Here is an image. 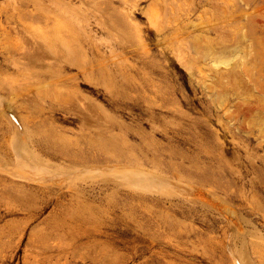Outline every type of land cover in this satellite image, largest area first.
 Segmentation results:
<instances>
[{"label": "rangeland", "instance_id": "rangeland-1", "mask_svg": "<svg viewBox=\"0 0 264 264\" xmlns=\"http://www.w3.org/2000/svg\"><path fill=\"white\" fill-rule=\"evenodd\" d=\"M8 19L40 45L0 42L27 151L120 174L17 177L0 109V264H264V0H0Z\"/></svg>", "mask_w": 264, "mask_h": 264}, {"label": "bare ground", "instance_id": "bare-ground-1", "mask_svg": "<svg viewBox=\"0 0 264 264\" xmlns=\"http://www.w3.org/2000/svg\"><path fill=\"white\" fill-rule=\"evenodd\" d=\"M155 21V20H154ZM16 23L18 24L19 22L17 21V20H14V19H8V20H5V22L3 23V21L2 22H0V33H2V35H3V40H0V42L1 41H3V42H5L6 43V46L7 47H9V48H12V49H14V50H18V49H20L21 47H23V48H28V47H30L31 46V50H34V52L32 53V55L30 56V59H37L38 58V51H37V47H39V46H37V43L36 42H34V41H32V40H25V38H24V36L25 35H23V33L17 28V26H16ZM155 23H156V21H155ZM8 25L9 26H11V29L10 30H8L7 28H8ZM14 35H17L18 37H17V40H14L12 37L14 36ZM29 39V38H28ZM21 43H22V45H21ZM1 44V43H0ZM38 44H40V43H38ZM42 45V44H41ZM37 46V47H36ZM41 47H45V46H41ZM42 50H43V48H42ZM40 51V50H39ZM46 51V50H45ZM41 52V51H40ZM44 52V51H43ZM39 55H41V53L39 54ZM43 56H44V54H43ZM4 101V100H3ZM12 107V106H11ZM11 107H10V105H3L2 104V101L0 100V109H2L3 110V113H5L6 115H7V121H8V123H9V125H10V127L14 130V139L13 140H11V151H12V154H13V158H14V161L16 162H14L15 163V165L16 166H18L19 168H21V170L19 169L18 170V168L14 165V167L15 168H17V170L16 171H14L15 169H13L12 170V173L14 174V175H16L17 177H19V178H21V179H24V180H30V181H34V182H38V183H46V182H53V183H56V185L58 184H60V183H64L67 179H71V181H72V178H73V175H76L75 177H76V180H79L78 178V176H80V177H82L81 175H83V176H85L84 174H87L88 176L89 175H91V176H98V179L100 178L99 176H101L102 175V177L103 176H105V174L107 173L108 174V172L110 171V173L111 174H113L114 172H115V170L116 169H113L112 167V170H111V168H108V167H106V168H108V172H106L107 171V169H105L104 170V168L105 167H103V165H89V166H83V168H81V166L79 167V168H77V170H76V168H75V170L74 171H72L71 172V174H68L67 172L69 171V173H70V170H66V171H64L63 173H65V174H61V171L62 170H56L55 168V170L56 171H54V169H53V171L56 173V174H54L55 176L52 178V176L50 177L51 178V180H49V179H47L48 177H49V175H51L52 174V169L50 168L49 169V167H51V166H47V165H44V164H42V163H40L38 160H36V158H35V155L34 154H30L27 150H28V148L26 147V145L24 144V142L26 141V137H25V129H24V125H23V122H22V119H21V116L20 115H18L17 113H15L12 109H11ZM10 115H11V117H10ZM113 167H114V165H113ZM121 167H124V166H121ZM115 168H117L116 166H115ZM119 168V167H118ZM118 168H117V170H118ZM127 168V167H126ZM132 170L134 169V168H132V167H130ZM5 169V168H4ZM12 169V168H11ZM11 169H7L9 172H10V170ZM6 170V171H7ZM120 170H121V168H120ZM127 170H128V168H127ZM126 170V171H127ZM135 171H137V170H135ZM60 172V173H59ZM106 172V173H105ZM129 172H131L130 170L129 171H127L126 172V174L128 173V175L130 174ZM132 172H134V170L132 171ZM4 173V172H3ZM117 172H115L114 174H116ZM119 174H120V172H118ZM117 173V174H118ZM122 173L124 174L125 173V171L123 170L122 171ZM106 174V175H107ZM116 174V175H117ZM134 174H136V175H139V174H137L136 172L134 173ZM87 175H86V177H87ZM127 175V176H128ZM141 175V174H140ZM144 175V174H143ZM142 175V176H143ZM91 176H89V178L88 179H90V177ZM110 175L108 174V177H109ZM114 176V175H113ZM120 176H122V174L120 175ZM125 176V175H124ZM141 176V177H142ZM67 177V178H66ZM94 177H92L93 179H96V178H94ZM101 177V178H102ZM116 177V176H115ZM135 177V176H134ZM133 176H132V178L131 179H133L134 178ZM138 177V176H137ZM141 177H140V179H141ZM146 176H143V178L142 179H144ZM85 178V177H84ZM83 178V180H85ZM111 178H113V177H111ZM110 178V179H111ZM116 178H118V177H116ZM136 178V177H135ZM156 178V177H155ZM73 179H75V178H73ZM87 179V178H86ZM102 179H104V178H102ZM120 179H122V178H120ZM125 179H128V178H125ZM125 179H123L124 181H125ZM146 179V178H145ZM81 180H82V178H81ZM134 180V179H133ZM133 180H131V182H133ZM138 180V179H137ZM153 180V179H152ZM158 180V179H157ZM156 180V181H157ZM70 181V182H71ZM126 181H128V180H126ZM125 181V182H126ZM143 181H145V182H143ZM154 181V180H153ZM160 181V180H159ZM162 181V180H161ZM169 181V180H168ZM128 182H130V181H128ZM130 182V183H131ZM140 181L138 180V182L137 183H135L134 185H139V186H141V187H145V188H147L148 186H153V185H155V187H157V189H159V186H157V184H151L149 181H148V179H147V181L146 180H142L140 183H139ZM162 183H163V181H162ZM165 183V182H164ZM163 183V184H164ZM178 184H180V183H177V185ZM182 184V183H181ZM180 184V185H181ZM45 185H47V184H45ZM51 185H53V184H51ZM129 185H131V184H129ZM129 185H128V187H129ZM183 185V184H182ZM185 185V184H184ZM127 186V185H126ZM132 186V185H131ZM168 186V185H167ZM176 186V185H175ZM154 187V186H153ZM183 187H185V186H183ZM196 187V186H195ZM131 188V187H130ZM134 188V187H133ZM171 188V187H170ZM197 188H200V187H198L197 186ZM165 189H166V187H165ZM172 189H173V187H172ZM202 188H200V189H192V190H190V189H187L186 187L185 188H182V186L180 187V194H181V196H185L186 198L187 197H192V198H194L193 200L191 199L190 201H192L191 203H193L194 201L196 202V203H202V205L204 204V205H207V204H209V206H212V208L213 207H216V204L212 201V200H210L209 199V197L208 196H211L210 194L207 196L206 195V193L205 192H208V190L206 191L205 190V192L204 191H202L201 190ZM204 189V188H203ZM141 191H142V189H140ZM139 191V190H138ZM148 191V190H147ZM155 191V190H154ZM210 192V191H209ZM208 192V193H209ZM156 193V192H155ZM165 194H166V192H164ZM168 193V192H167ZM161 194V193H160ZM212 195H215V194H213V192H212ZM179 196V195H178ZM211 197H213V196H211ZM215 197H216V195H215ZM214 197V198H215ZM218 197V196H217ZM183 198V197H182ZM220 199V198H219ZM215 200H216V198H215ZM220 200H222V199H220ZM186 201H188L187 199H186ZM224 201V200H223ZM223 201H222V204H224L223 203ZM195 205H197V204H195ZM199 206V205H198ZM197 206V207H198ZM225 206V205H224ZM226 206H227V204H226ZM225 206V207H226ZM229 206V205H228ZM224 207V209H226ZM200 208H201V206H200ZM211 208V207H210ZM203 209V208H202ZM205 209H209V207L207 208H205ZM229 209V208H228ZM230 209H232V208H230ZM209 210H211L212 212L214 211V210H212V209H209ZM233 210V209H232ZM210 211V212H211ZM228 211H230V210H228ZM209 212V211H208ZM216 212V211H215ZM215 212H213V213H215ZM229 213H231L232 215H233V213H234V210L233 211H230ZM219 214H220V212H219ZM235 215H236V213H234ZM234 215V216H235ZM220 216H221V214H220ZM237 216V215H236ZM222 217V216H221ZM230 219V218H229ZM226 220V219H225ZM230 223V222H229ZM232 223L233 224H236V223H234V221H232ZM238 223H239V221H238ZM238 223H237V225H238ZM231 224V223H230ZM239 226H240V224H239ZM231 235V234H230ZM230 237V236H229ZM230 241V240H229ZM228 248V247H227ZM229 249V248H228ZM233 250H231V248H230V252H229V254L231 253V258H233V261H234V264H245V261L243 260V257L241 256V255H237V254H235L234 253V251L232 252ZM239 254V253H238ZM242 257V258H241Z\"/></svg>", "mask_w": 264, "mask_h": 264}]
</instances>
